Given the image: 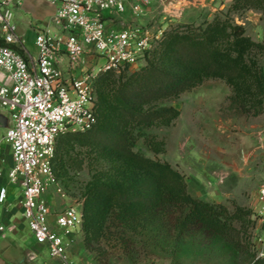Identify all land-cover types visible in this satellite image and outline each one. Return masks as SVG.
<instances>
[{
    "label": "rangeland",
    "instance_id": "rangeland-1",
    "mask_svg": "<svg viewBox=\"0 0 264 264\" xmlns=\"http://www.w3.org/2000/svg\"><path fill=\"white\" fill-rule=\"evenodd\" d=\"M247 8L245 0L243 4L241 0H143V23H134L132 18L141 14L132 12V17L127 14L113 20L123 30L142 24L153 33L162 32V38L176 30L180 34H202L215 21L227 22L243 27L246 38L262 43L264 9ZM159 106L180 112L171 126L146 130L165 142V152L156 155L143 139L137 142L135 151L168 163L183 174L192 197L224 205L231 212H252L234 227L240 231L237 236L243 250L258 257L259 250L264 248L260 242H264V224L255 213L260 209L258 190L264 183V112L255 117L250 105L236 103L232 88L220 79L204 80L179 98L162 101ZM1 149L9 169L10 146L3 142ZM71 154L84 158L83 170L75 172L64 166L60 176L54 174L55 184L44 196L58 210L84 204L96 179L105 181L113 177L105 157L97 161L90 149L80 147H75ZM181 219L176 208L125 221L117 212H109L101 226H95L90 234L82 225L77 241L69 249V260L72 264H254L233 243L217 234L204 229L181 230Z\"/></svg>",
    "mask_w": 264,
    "mask_h": 264
},
{
    "label": "trees",
    "instance_id": "trees-1",
    "mask_svg": "<svg viewBox=\"0 0 264 264\" xmlns=\"http://www.w3.org/2000/svg\"><path fill=\"white\" fill-rule=\"evenodd\" d=\"M244 0H241L243 4ZM247 9H264V0H245ZM238 4V1H237ZM241 26L215 21L203 31L166 34L149 55L146 65L102 75L96 84L97 123L85 133L58 138L52 171L57 177L67 165L80 172L85 165L75 147L87 148L94 159L109 160L110 180H95L83 204V226L92 233L109 212L121 220L177 209L181 230L204 229L225 238L254 261L264 264L239 240L235 223H243L252 212L192 197L186 177L168 163L155 161L135 151L143 139L156 155L165 152V142L146 133L153 127H169L180 116L175 108L160 107L165 100L179 98L207 79H220L232 88L234 101L258 117L264 112V42L245 37ZM0 45L2 42L0 40ZM66 161V163H65ZM238 235V236H237ZM237 240V241H236Z\"/></svg>",
    "mask_w": 264,
    "mask_h": 264
},
{
    "label": "built area",
    "instance_id": "built-area-1",
    "mask_svg": "<svg viewBox=\"0 0 264 264\" xmlns=\"http://www.w3.org/2000/svg\"><path fill=\"white\" fill-rule=\"evenodd\" d=\"M46 1L57 5L52 24L58 32L51 25L38 30L34 57L14 23L19 1L0 0V111L12 121L3 142L10 146L14 163L9 184L22 190L23 218L35 242L46 246L60 264H72L69 249L83 225V203L56 212L44 197L56 180L52 162L58 138L91 130L97 123L99 78L143 67L163 34L143 25L124 30L108 25L112 16L126 14L129 6L132 13L141 14L143 2ZM7 194V188L0 190L1 204ZM258 201L255 213L264 224V183Z\"/></svg>",
    "mask_w": 264,
    "mask_h": 264
},
{
    "label": "crops",
    "instance_id": "crops-1",
    "mask_svg": "<svg viewBox=\"0 0 264 264\" xmlns=\"http://www.w3.org/2000/svg\"><path fill=\"white\" fill-rule=\"evenodd\" d=\"M18 1L20 5L16 9L14 15L17 33L27 51L35 57L37 50L34 42L38 30L41 27H48L51 25L52 31L55 33L58 32L57 28L52 24L57 14V5L46 0ZM140 2H143V0H133V4H138ZM127 14H130L132 17L130 6L126 14L120 16L124 17ZM118 17V15L112 16V20H110V23L108 22V25L116 29H121L118 24L115 25L113 20H118ZM132 20L137 24L143 23V8L141 15L135 18L133 17ZM90 60V58L87 59L89 62ZM1 132L4 133V135L1 134ZM5 134L6 130H0V190L3 188H7L8 190L6 202L0 203V264H52V262L58 264L60 262L51 258L46 246L38 245L35 242L33 234L23 218V194L20 186L9 184L8 173L13 168V158L11 168L7 169L1 149ZM47 203L49 204L48 201ZM49 206L53 211H62L53 208L50 204ZM259 229H261V227ZM77 237L78 234L76 236V241L78 239ZM261 253H264V250H259V256Z\"/></svg>",
    "mask_w": 264,
    "mask_h": 264
},
{
    "label": "water",
    "instance_id": "water-1",
    "mask_svg": "<svg viewBox=\"0 0 264 264\" xmlns=\"http://www.w3.org/2000/svg\"><path fill=\"white\" fill-rule=\"evenodd\" d=\"M12 127L11 117L8 113L0 111V130Z\"/></svg>",
    "mask_w": 264,
    "mask_h": 264
}]
</instances>
